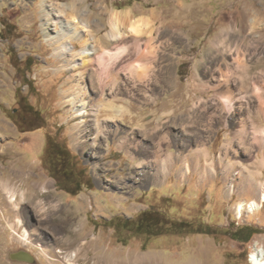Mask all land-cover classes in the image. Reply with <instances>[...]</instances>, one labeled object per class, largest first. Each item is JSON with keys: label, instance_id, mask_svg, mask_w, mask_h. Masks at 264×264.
I'll use <instances>...</instances> for the list:
<instances>
[{"label": "rangeland", "instance_id": "374dc122", "mask_svg": "<svg viewBox=\"0 0 264 264\" xmlns=\"http://www.w3.org/2000/svg\"><path fill=\"white\" fill-rule=\"evenodd\" d=\"M76 4L97 37L116 12L124 33L148 17L155 51L141 58L147 68L137 73L136 56L128 58L123 48H144L148 25L139 27L137 40L125 36L111 49H122L118 67L119 61L110 64V83L120 90L109 83L101 95L91 88L90 70L65 66L57 42L43 32L49 20L43 8L72 13L75 0H0V264H108L137 255L143 264H250L252 246L264 248V0ZM54 24L52 33L60 29ZM101 24L102 31L95 27ZM67 44L75 53L84 47L77 39ZM73 99L117 100L124 113L95 140L87 137L84 149ZM111 114L103 109L98 119ZM137 125L149 133L170 126L175 158L158 183L146 181L155 170L157 136ZM124 137L144 153L120 145ZM58 146L67 149L66 185L49 168L48 152L62 156ZM203 148L201 161L193 158ZM184 166L188 172L179 173ZM74 177L84 182L76 193ZM240 177L228 193L231 179ZM252 199L258 209L237 213V202ZM143 213L165 219L154 230L160 234L136 232ZM170 223L183 226L176 231ZM18 250L32 260L13 259ZM70 253H76L72 263Z\"/></svg>", "mask_w": 264, "mask_h": 264}, {"label": "bare ground", "instance_id": "6f19581e", "mask_svg": "<svg viewBox=\"0 0 264 264\" xmlns=\"http://www.w3.org/2000/svg\"><path fill=\"white\" fill-rule=\"evenodd\" d=\"M58 9L59 8H57V10ZM42 11L45 15V19H46V16L49 19L48 21L45 22L46 24H48V26L43 27L44 28L43 32L45 33L47 39L49 40L51 39L57 42L56 47L58 48V54L63 55L64 65L69 67L72 70H75L76 68L86 69V70L89 69L91 88L95 90L96 92H99V94L101 95L104 94L106 87L111 82L110 78L112 76L114 69L113 67L110 68L112 66L110 64L114 63L115 61H119L121 58H123L122 56L123 54H121L122 49H116L115 51H112L111 49L117 47L118 43L119 44L125 43L124 40L127 39V37L125 36H131L133 39L137 40L143 30V29H140L139 27H141L142 24H145L146 26L148 25L147 32L149 36L147 38L144 48H139V49H136V51H131L130 49L128 50L121 46L124 50L123 53H125L126 51V54H128L127 55L128 58L136 56L135 58L137 59H135V62H133L134 63L133 67L135 71H137V73L138 71L139 73H141V70H143L144 68H147V64L142 63L141 58H144L146 55H152L155 51L152 45V40L154 39L153 32H152L153 29L151 30V27H152L151 20L148 19V17L147 18L141 17L140 19L132 22L130 25L129 31H128L130 33L129 35V33H124L119 30L118 24H119L120 17H119L118 12H116L114 14H111V16H109L110 17V24H109L110 29H108L107 31H104L103 33L100 34L99 37H97L96 34H93V31L91 32L88 24L84 22V20H87V18H85V16L81 12H79L78 6L76 4V0H75V11L72 13H68L62 8H60L59 11H57V13H54L52 10H48V8L47 9L43 8ZM62 14H64L67 17H63ZM124 16L129 20L131 15L126 13V15ZM55 22L57 24L59 23L60 29L59 30L56 29V33L54 32L52 33L50 31L49 25H52ZM95 27L98 30L99 29H101V31L104 30L103 24H101V26L99 27L96 25ZM55 28L56 26L54 24V30ZM75 39L79 40L80 43L84 45V47H82L83 49L81 48L80 50H77L76 53L71 52L70 50L73 49V47L70 48L69 45L67 44V42L72 44L73 40ZM91 43L93 44L92 47H91ZM130 53L131 55H129ZM119 57L121 58L118 59ZM148 57L151 58L152 56L151 57L148 56ZM77 60H80V61L78 62ZM112 60H114V62ZM120 62L121 61H119V63H116L115 65L117 66L118 64H120ZM110 84L112 86H116V89L120 90V88H118L117 86L116 81H112V83ZM83 100L84 99H79L78 101H75L73 99L71 104L73 106H77V108L75 109V116L78 117L79 119L76 122V126L81 127L80 128L81 141L79 142V144L80 146L84 147V149H87L91 145L90 142L87 140V137L89 139H94L96 137V134L99 131L104 132V131L110 130L111 129L110 127L113 124L110 125L107 121H110V122L113 121L116 116L121 115L122 113H124V111L121 107L119 106L117 107L115 104H113V102H117V100H114V101L112 100L113 102L107 103L105 101L102 102V100L99 99L98 101H96L95 103L91 105L88 104L86 100L85 101ZM89 107H90V112L88 111ZM103 109L104 111L105 110L112 111L113 114L109 115L108 117L102 118L101 119L102 122H101L100 119H98V116L100 114V111ZM87 115H90L88 119L90 120V123H86ZM114 125L115 127H117V124L114 123ZM134 129H138L141 133L143 132V134L148 133L151 135L152 134L155 135V137L157 136L156 137L157 141H155L152 144L153 150L151 151L153 153L152 156L154 157L153 162H155V170L150 172L151 175L149 174V176H147L148 179L146 181H151V182L157 181L158 183L164 180L166 176V172L168 171L171 165V162L174 161L173 159L175 158V157L173 158L172 153L168 151L169 147L171 146L170 142H171V135H172L170 126L169 125H167L166 127L160 126L158 130H156L157 132L152 131L151 133H149L148 130H145V127H142L139 125H137V127ZM119 142H120L119 144L122 146L127 145L129 147H132V149L136 151L139 150L141 153H144L140 148L141 145L133 144L132 140L130 141V139H128L127 137H124ZM198 152L199 153H196V154L192 153L191 155L193 156V158H196V160L201 161L203 157H200L199 154L204 155L205 149L203 148V150H200ZM210 167L211 166H209V168ZM206 171L207 169L203 167L201 169L202 175L205 174ZM213 171H214L213 168L212 169L210 168V172H213ZM186 172H188V166H184L182 169H180L179 173H186ZM237 173L239 174V171H237ZM225 174H226L225 178L229 179V176L231 175L230 172H227ZM243 180H244L243 177H240L238 181L235 178H232L226 188L227 192L232 193L234 189L242 183ZM259 192H260L259 199L264 198L263 197L264 196V186L260 188ZM260 206H261V203L259 204V202H257L255 199L248 200V201L240 200L239 202L235 204V209L237 213L241 214V212L245 209L252 211L256 208L258 209ZM40 209L45 210V206L41 205ZM254 246H257L258 249H252V251L250 252L249 254L250 264H264V248H261L258 245H254ZM75 256H76V253L69 254L68 260L70 263H72L71 261L74 259ZM143 259H144V256L139 257L137 255L134 257V259H131L128 261L114 260V261L108 262V264H143Z\"/></svg>", "mask_w": 264, "mask_h": 264}, {"label": "trees", "instance_id": "16d2710c", "mask_svg": "<svg viewBox=\"0 0 264 264\" xmlns=\"http://www.w3.org/2000/svg\"><path fill=\"white\" fill-rule=\"evenodd\" d=\"M51 145V144H50ZM52 147V146H51ZM50 148V147H49ZM59 154H62L61 157H58L60 155H55L57 160L54 157H51V153L48 152V161H49V168L50 171L53 173V176L55 177H61V180L64 179L62 182L63 185L67 184V181H69L70 172H68V166H67V149L63 146H58ZM50 150V149H49ZM67 155V156H66ZM66 156V157H65ZM75 180L71 183L72 187L75 188V193L80 189V187L84 184L81 177H74ZM69 186V185H67ZM150 213H143L137 220L135 224V230L137 233H146L148 235H156L160 234V232L156 233L154 230H157L163 225V220L161 221L157 215H149ZM189 224V223H188ZM170 226H173L172 230H180L183 225H174L173 223L169 224ZM172 233L175 231H171ZM237 232V231H236ZM236 232L233 234L235 235ZM254 232H258L257 230L253 229L252 231L245 234V238L248 239L251 234Z\"/></svg>", "mask_w": 264, "mask_h": 264}, {"label": "water", "instance_id": "95a60500", "mask_svg": "<svg viewBox=\"0 0 264 264\" xmlns=\"http://www.w3.org/2000/svg\"><path fill=\"white\" fill-rule=\"evenodd\" d=\"M11 257L13 259H21V260H28V261L32 260V256L27 251H24V250H18L12 253Z\"/></svg>", "mask_w": 264, "mask_h": 264}, {"label": "flooded vegetation", "instance_id": "af4514ba", "mask_svg": "<svg viewBox=\"0 0 264 264\" xmlns=\"http://www.w3.org/2000/svg\"><path fill=\"white\" fill-rule=\"evenodd\" d=\"M24 111H25V108H24V109L21 108L20 110L18 109V112H20V115H19L18 113H17V114H18L19 116H22V118H24V114H26V112H24ZM13 112L16 113L15 110H13ZM17 114H16V115H17Z\"/></svg>", "mask_w": 264, "mask_h": 264}, {"label": "built area", "instance_id": "2783aa9c", "mask_svg": "<svg viewBox=\"0 0 264 264\" xmlns=\"http://www.w3.org/2000/svg\"><path fill=\"white\" fill-rule=\"evenodd\" d=\"M252 249H258L257 246H252ZM247 261H248V256H247Z\"/></svg>", "mask_w": 264, "mask_h": 264}]
</instances>
